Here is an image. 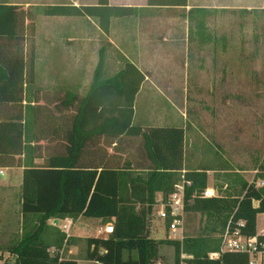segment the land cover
<instances>
[{
    "label": "trees",
    "instance_id": "1",
    "mask_svg": "<svg viewBox=\"0 0 264 264\" xmlns=\"http://www.w3.org/2000/svg\"><path fill=\"white\" fill-rule=\"evenodd\" d=\"M149 4L185 5L186 0H149ZM42 11L49 16L94 18L107 33L113 17L128 16L133 9L99 0L96 5H48ZM253 11L257 9H242L239 13ZM33 17L21 5L0 3V167H24L21 212L25 222L30 218L37 222L4 250L15 255L14 264H78L76 259L61 254L66 234L49 226L48 221L65 217L76 220L81 216L113 225L106 236L86 239L87 258L97 264H153L161 260V245L174 249L170 261L162 260L165 264H177L182 251L192 255L189 262L193 264H249L248 254L242 252H224L218 260L207 258L209 252L220 251L230 221L233 225L243 220L242 233L254 236L258 232L257 217L264 213V186L257 187L239 173L229 174L233 169L227 164L200 165L184 172V178L191 182L185 188V210L205 218L202 234L183 240L151 238L150 220L157 193L167 199L182 180L185 127L153 126L143 130L133 124L136 95L145 75L131 62L104 78L101 52L88 93L80 98L68 90L62 101L65 108L77 110L66 155L49 157L42 163L35 162L34 157L29 159L27 115L29 108H36L31 103L40 100L38 92L33 99L28 97L36 59L34 54L28 57L24 50L26 21ZM92 122L99 124L98 133L109 129L110 136L119 141H136L140 159L122 164L118 160L114 164L79 161L90 136L86 125ZM211 170L226 173L224 184L216 188L219 196L202 197ZM217 232L220 236L216 237L213 234ZM51 248L55 249L53 253Z\"/></svg>",
    "mask_w": 264,
    "mask_h": 264
},
{
    "label": "crops",
    "instance_id": "2",
    "mask_svg": "<svg viewBox=\"0 0 264 264\" xmlns=\"http://www.w3.org/2000/svg\"><path fill=\"white\" fill-rule=\"evenodd\" d=\"M22 1L26 4L33 3L30 0ZM98 1L42 0L45 6L96 5ZM0 3L18 4L17 0H0ZM109 4L132 8L133 11L128 16L113 17L107 33L94 18L45 15L46 19L66 21L63 26L46 31L51 45L55 44L56 39L60 44L73 45L70 49L76 51L77 63L82 67H91L92 74L76 75L70 80L67 76L56 79L48 75L45 76V81L42 80L49 84L40 86L37 84L39 78L35 66L34 82L28 91V97L33 99V95L38 92L40 100L31 103V107L36 108H29L27 115L30 121L27 133L30 160L34 157L35 162L42 163L49 157L66 155L68 136L77 110L65 108L62 101L68 90L75 92L80 98L88 93L101 52H104V78L114 75L127 62L134 64L145 75L136 95L133 124L143 130L153 126H184L186 145L187 116L181 107L186 103L189 90L195 89L189 88V83H203L206 79L216 83L221 81L219 75H206L204 68L226 65L228 11L233 10L239 14L242 9H264V0H186L185 5L173 6L150 5L149 0H109ZM51 51L55 49L51 48ZM56 57L53 54L50 60L54 64ZM110 68L116 69L110 71ZM43 95L46 98L41 97ZM56 97L58 100H54ZM86 130H89L90 136L79 161L114 164L117 160L125 163L140 159L135 151L138 147L136 141H131L130 138L119 141L110 136L109 129L106 133H98V123L87 124ZM117 153L123 155V158L116 157ZM1 170L4 172L0 173V257L8 264H14L9 259H15V255L4 250L21 239L24 232L37 222L31 218L25 222L21 212L24 167H0ZM187 170L185 156L182 173ZM162 198V193L158 192L156 201ZM88 219L91 218L81 216L75 220L70 237L60 251L63 256L70 243L86 238L85 234L91 223ZM57 220V224L56 219L49 220L48 225L56 226L62 231L64 218ZM108 225L103 222L104 227ZM100 229L103 228L97 230V236L103 234L99 232ZM52 249L54 252L55 249ZM69 253H72V249H69Z\"/></svg>",
    "mask_w": 264,
    "mask_h": 264
},
{
    "label": "rangeland",
    "instance_id": "3",
    "mask_svg": "<svg viewBox=\"0 0 264 264\" xmlns=\"http://www.w3.org/2000/svg\"><path fill=\"white\" fill-rule=\"evenodd\" d=\"M30 1L33 3L26 4L22 0H17V3L34 16L26 21L24 50L28 57L35 55L39 78L37 84H49L44 82L48 75L56 79L67 76L70 80L76 75L92 74L91 67H82L77 63L76 51L70 49L73 45L60 44L58 39L51 45L49 41L46 31L63 26L66 21L46 19L42 0ZM226 23V65L204 68L206 75H219L221 81L209 82L205 78L203 83H189V88L195 89L189 90L186 103L181 107L187 116L186 167L192 169L200 165L227 164L233 169L229 174L239 173L253 182L264 174V9L249 14L228 11ZM51 48L55 51H51ZM51 54L57 56L55 64L50 61ZM115 69L110 68V71ZM118 156L123 158L119 153ZM225 174L210 171L208 185L216 189L224 184ZM88 220L91 223L86 238L70 243L64 255L65 258L76 259L78 264H97L87 258L86 239L97 236V230L104 228L103 221L95 218ZM204 221L202 214L187 212L184 236L202 234ZM258 227H264V214L259 215ZM213 235L217 237L220 233ZM100 236H106V233ZM150 236L157 240L168 237L166 222L156 212L151 215ZM69 249H72V253H69ZM160 252V259L167 262L172 259L174 249L161 245ZM9 260L15 263V259ZM0 264L8 262L0 257Z\"/></svg>",
    "mask_w": 264,
    "mask_h": 264
},
{
    "label": "built area",
    "instance_id": "4",
    "mask_svg": "<svg viewBox=\"0 0 264 264\" xmlns=\"http://www.w3.org/2000/svg\"><path fill=\"white\" fill-rule=\"evenodd\" d=\"M3 170L0 171L3 174ZM257 187L264 186V179L260 178L253 181ZM191 182L184 178L175 185V190L167 199L156 201L153 212L163 219L167 225L168 239L183 240L185 238L186 210H185V188ZM202 197L219 196L217 190L207 187L201 194ZM75 224L73 217H65L62 224V231L66 234V238L70 237L72 228ZM245 222L243 220L236 221L233 225L231 221L224 230L222 237V246L220 251L209 252L207 258L209 260L220 259L224 252H242L249 256V264H264V227L258 230L254 236H247L242 233ZM100 233H107V226L99 230ZM53 249L51 248L50 251ZM192 255L182 251L180 260L177 264H193L189 262ZM102 264V263H98ZM153 264H165L162 260H156Z\"/></svg>",
    "mask_w": 264,
    "mask_h": 264
},
{
    "label": "water",
    "instance_id": "5",
    "mask_svg": "<svg viewBox=\"0 0 264 264\" xmlns=\"http://www.w3.org/2000/svg\"><path fill=\"white\" fill-rule=\"evenodd\" d=\"M55 223L57 224L58 223V220L56 219ZM113 229V225L112 224H109L107 226V232H111V230Z\"/></svg>",
    "mask_w": 264,
    "mask_h": 264
}]
</instances>
